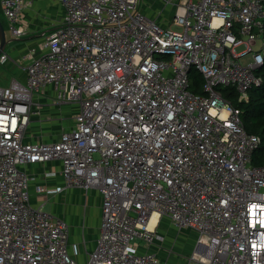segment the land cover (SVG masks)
<instances>
[{
	"label": "built area",
	"instance_id": "obj_1",
	"mask_svg": "<svg viewBox=\"0 0 264 264\" xmlns=\"http://www.w3.org/2000/svg\"><path fill=\"white\" fill-rule=\"evenodd\" d=\"M60 1L59 25L18 61L25 77L0 86V264H80L68 223L31 201L24 166L53 160L63 189L102 196L85 264H163L132 248L163 239L149 227L155 212L197 234L195 264H264V165L252 164L261 139L223 91L246 99L262 82L264 0H182L169 24L142 0ZM27 2L0 0L15 38ZM10 58L3 51L0 64ZM194 66L204 94L189 88ZM50 92L77 107L72 124L55 141H27L34 97Z\"/></svg>",
	"mask_w": 264,
	"mask_h": 264
},
{
	"label": "crops",
	"instance_id": "obj_2",
	"mask_svg": "<svg viewBox=\"0 0 264 264\" xmlns=\"http://www.w3.org/2000/svg\"><path fill=\"white\" fill-rule=\"evenodd\" d=\"M29 1L24 5L19 20L16 22L18 26L25 28L26 34L21 38L13 37L11 32L9 33L11 38H8L6 34L7 40H9L6 50L11 58L6 61L5 65L2 64L11 68L15 78L21 79L25 77V71L23 65L18 64V61L32 48V41L35 38L42 37L40 40L42 42L46 34L59 25L65 14V9L60 0ZM167 1L173 4L172 10L175 14L177 3L182 0ZM156 17L163 22L160 15ZM16 54H19V59H16ZM52 98V92L47 95H35V104L32 108L28 126V129L31 128L32 134H26L27 141H45L47 133L51 131H53L52 135H55L58 139L63 131L70 128L72 122L67 128L64 127V122H62L63 119L61 118H58L59 120L54 122L55 118L51 116L49 111L51 108L49 102L53 100ZM54 105L57 106L55 103ZM24 169L35 177V180L30 185L32 203L35 205L34 199L36 198L37 201L38 194L47 195V200L42 205L40 204V206H43L46 202H50L52 206L50 212L63 218L68 223L70 253L80 264H85L88 253L96 247L100 236L102 196L94 189L88 191L81 188L63 189L65 179L61 163L57 160L45 163H28L24 166ZM36 185H42L45 188L44 192L36 190ZM81 193L84 202L82 213L79 210L81 204L72 200L73 198L80 197L74 194ZM32 195L34 199H32ZM69 209L72 211L69 212ZM92 211H96V216L92 215ZM161 218H158L155 230L163 239L155 238L154 242L147 246L142 241L140 242V240H134L132 248H137L136 252L140 247L142 248V252L149 251L154 253L163 264H195L190 259L195 248V242L193 243L194 246L190 247L182 242H178V236H175L173 233L167 235L159 233L157 224ZM196 238L197 234L194 241H196Z\"/></svg>",
	"mask_w": 264,
	"mask_h": 264
},
{
	"label": "rangeland",
	"instance_id": "obj_3",
	"mask_svg": "<svg viewBox=\"0 0 264 264\" xmlns=\"http://www.w3.org/2000/svg\"><path fill=\"white\" fill-rule=\"evenodd\" d=\"M173 4L171 2H168L167 0H142L141 1V11L144 12V14L150 18H156V16L158 14H160L161 19H163V23L164 24H169L171 22V17L174 15V11L172 10ZM0 20L2 21V23L4 24V28L6 31V34L8 36V38L10 37V29H9V24L7 21L6 16L3 13V10L1 8V4H0ZM174 29H177L178 27L173 26ZM179 29V28H178ZM42 37H38L35 38L32 41V47H38L41 43ZM44 51V49H39L38 52L36 53V55L41 54ZM253 54L250 53L247 57L243 58V63H248L251 59H252ZM16 59H19V54H16ZM5 65V64H4ZM2 64H0V86H9L11 81L15 78L14 76V72L11 70L10 67L8 66H4ZM22 73V71H21ZM166 73H168V70L166 71ZM19 75V74H17ZM51 104V108H50V114L52 117H54V122L59 120L58 118L63 119L62 122H64V127L67 128V126L72 122V116L74 113L77 112V107H75L74 105H69V104H64L62 106H55L53 100H50L49 102ZM48 111V112H49ZM62 130V129H61ZM51 131L50 133H47V137L45 139V141L49 142V141H55L57 140L56 136L52 135ZM32 134V130L31 128L27 130V135ZM56 138V139H55ZM34 140V139H33ZM79 190V189H78ZM76 196H80L79 198H73L72 200H74L76 203L81 204L79 207L80 213L83 212V197H82V193L81 194H74ZM74 195H72V197H74ZM32 199L33 195H32ZM47 200V195L46 194H38L37 195V201L36 198L34 199L35 205L39 206L40 204L42 205V203H44ZM43 208L46 211H51L52 210V206L50 202H46L45 204H43ZM77 209V208H76ZM78 210V209H77ZM72 210L69 209V212H71ZM92 215L96 216V211H92ZM158 227V232L161 233L162 235H167V234H171L173 233L175 236H178L177 241L178 242H182L183 244H186L190 247H193L195 245V235L196 233L186 227L180 228L177 225H175L172 221V219L167 216L164 215L162 216V218L160 219V221L157 224ZM157 234V233H156ZM141 242V241H140ZM194 243V245H193ZM144 245L147 246V243H143ZM137 248H133V250L135 251ZM142 248H138L137 253H143Z\"/></svg>",
	"mask_w": 264,
	"mask_h": 264
},
{
	"label": "trees",
	"instance_id": "obj_4",
	"mask_svg": "<svg viewBox=\"0 0 264 264\" xmlns=\"http://www.w3.org/2000/svg\"><path fill=\"white\" fill-rule=\"evenodd\" d=\"M262 82L252 88L246 99H241L239 94L231 89L225 88L224 97L230 99L234 106L241 111L245 129L250 134L260 136V143L255 149L252 164L264 165V62L259 69ZM190 90L195 94H204V78L201 72L194 66L190 69Z\"/></svg>",
	"mask_w": 264,
	"mask_h": 264
},
{
	"label": "water",
	"instance_id": "obj_5",
	"mask_svg": "<svg viewBox=\"0 0 264 264\" xmlns=\"http://www.w3.org/2000/svg\"><path fill=\"white\" fill-rule=\"evenodd\" d=\"M8 43H9V40H7L4 24L0 20V55L3 51L6 50Z\"/></svg>",
	"mask_w": 264,
	"mask_h": 264
},
{
	"label": "bare ground",
	"instance_id": "obj_6",
	"mask_svg": "<svg viewBox=\"0 0 264 264\" xmlns=\"http://www.w3.org/2000/svg\"><path fill=\"white\" fill-rule=\"evenodd\" d=\"M157 221H158V213L155 212V213L152 215V217H151V220H150V223H149V227H150V228H153L154 225L157 223Z\"/></svg>",
	"mask_w": 264,
	"mask_h": 264
}]
</instances>
